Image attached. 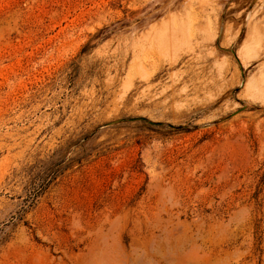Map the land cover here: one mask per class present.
Returning <instances> with one entry per match:
<instances>
[{"label": "rangeland", "instance_id": "obj_1", "mask_svg": "<svg viewBox=\"0 0 264 264\" xmlns=\"http://www.w3.org/2000/svg\"><path fill=\"white\" fill-rule=\"evenodd\" d=\"M199 1L0 0V264H264V0Z\"/></svg>", "mask_w": 264, "mask_h": 264}, {"label": "bare ground", "instance_id": "obj_2", "mask_svg": "<svg viewBox=\"0 0 264 264\" xmlns=\"http://www.w3.org/2000/svg\"><path fill=\"white\" fill-rule=\"evenodd\" d=\"M174 0H163V6L165 7L166 5H168V4H170V3H172ZM201 1V0H200ZM199 1V2H200ZM204 1V0H203ZM216 1V0H215ZM220 1H222V0H220ZM207 1H205L204 3H206ZM202 3V2H201ZM201 3H200V5H201ZM215 3V2H214ZM216 3H217V1H216ZM215 3V4H216ZM220 3V2H219ZM218 3V4H219ZM199 4V3H198ZM207 4V3H206ZM220 4H223V3H220ZM203 5H205V4H203ZM210 5V4H209ZM217 5V4H216ZM207 6V5H206ZM205 6V7H206ZM204 7V8H205ZM210 7V6H209ZM260 7V6H259ZM184 8V7H183ZM212 8V7H211ZM214 8V7H213ZM168 9V8H167ZM203 9V8H202ZM170 10V9H169ZM205 10V9H204ZM208 10V9H207ZM212 10V9H211ZM219 10H221V9H219ZM185 11V10H184ZM206 11V10H205ZM165 13V12H164ZM188 13H189V11H188ZM205 13V12H204ZM253 13H255L254 11H253ZM190 14V13H189ZM192 14V13H191ZM214 14V13H213ZM219 14V13H218ZM218 14H217V18H218ZM258 14V13H257ZM205 15L208 17V15L205 13ZM249 15V14H248ZM206 16L204 17V20H205V18H206ZM215 16V15H214ZM251 16H254L253 14L251 15H249L248 16V18H247V22H246V27L248 26V29H247V31H248V37L249 38H247V39H249V41H251V39H252V41H253V39H254V41H256V42H259L258 43V45H259V49L260 50H256V49H258V48H256V49H254V50H256V54H254L255 55V57L257 56V54L259 55V54H263L264 53V35L263 36H261V35H259L258 36V34H256V32L258 31L257 29L258 28H256V26H258V23L260 22L261 23V25H262V29L264 30V2H262V8H261V16L259 17V18H257V15H255L254 17H251ZM190 17V16H189ZM188 16H187V18H189ZM193 17V16H192ZM196 17V16H195ZM221 17V16H220ZM194 18V17H193ZM198 18V17H197ZM175 20V19H174ZM201 20V19H200ZM218 20H219V18H218ZM171 21V20H170ZM177 21V20H176ZM187 21V20H186ZM207 21V20H206ZM180 23H183V22H181V21H179ZM190 22V21H189ZM195 22V21H194ZM193 22V23H194ZM198 22H201V21H199V19H198ZM208 22V21H207ZM206 22V23H207ZM178 23V22H177ZM195 23H197V21L195 22ZM204 23V22H203ZM211 23V22H210ZM173 24H175V23H173ZM185 24H186V22H185ZM184 24V25H185ZM177 25V24H176ZM181 25V24H180ZM183 25V24H182ZM191 25V24H190ZM198 25V24H197ZM206 25V24H205ZM175 26V25H174ZM189 26V25H188ZM198 26H200V25H198ZM209 26V25H208ZM211 26V25H210ZM149 27H151V26H149ZM180 27H182V26H180ZM180 27L178 28L177 26H175V27H172V29H171V27H170V29L171 30H167L168 32H166V31H162L161 33L160 32H158V35L156 36V37H154V36H151V42H152V39H154L153 41H155L154 43H156V44H158L159 46H162V47H167V46H169V45H177L178 47L179 46H181L180 44H178L179 42H181L180 40L181 39H184L182 36H183V30H181L180 29ZM185 28H186V26H185ZM189 28H191L190 26H189ZM205 28H207L208 29V27H206L205 26ZM204 28V29H205ZM237 28H240V27H237ZM212 29V28H211ZM218 29H220V28H218ZM217 29V30H218ZM186 30H187V28H186ZM210 30V29H209ZM237 30V29H236ZM239 30V29H238ZM237 30V31H238ZM257 30V31H256ZM160 31V30H159ZM242 31V30H241ZM246 31V32H247ZM152 32V31H151ZM193 32V31H192ZM208 32H214V31H212V30H210V31H208ZM208 32H206V34L208 33ZM236 32V31H235ZM204 33V32H203ZM258 33V32H257ZM261 33V32H260ZM259 33V34H260ZM185 34H186V32H185ZM202 34V33H201ZM205 34V35H206ZM209 34H211L210 36H209ZM208 34V37H207V40H210V44H214V42H213V40H214V37H215V34L213 33H209ZM239 34V33H238ZM262 34V33H261ZM155 35V34H154ZM189 35H191V34H189ZM205 35H203V36H205ZM202 36V39L204 38ZM207 36V35H206ZM205 36V37H206ZM218 36V35H217ZM190 37H192V36H190ZM247 37V36H246ZM149 38V37H148ZM150 39V38H149ZM187 38H185V40H186ZM201 39V38H200ZM206 39V38H205ZM234 39H235V36H234ZM204 40V39H203ZM207 40H205V41H207ZM149 41L150 40H148L147 39V42L149 43ZM201 41V40H200ZM247 41V40H246ZM248 41V42H249ZM183 42V41H182ZM191 42V41H190ZM189 42V43H190ZM199 42V41H198ZM213 42V43H212ZM146 43V42H145ZM153 43V42H152ZM153 43V44H154ZM187 43V42H186ZM197 43V42H196ZM200 43V42H199ZM250 43H252V46H253V42H250ZM152 44V45H153ZM202 44V46H206V43L204 42H202L201 43ZM210 44H207V47L205 48V49H198L199 51L200 50H203L204 52H205V57L207 58V56L209 55H213V56H215V57H217L218 55H219V52L216 50V47L215 46H213V45H210ZM151 45V44H150ZM188 45V44H187ZM197 45H200V44H197ZM244 45H245V48H244V51L240 48V49H238L236 52H237V56L239 57V59H240V61H241V63L242 64H245V63H247L246 62V59H245V57H247V56H245V53H249V52H252V51H249V50H251L250 48H247V47H249V45H246L245 43H244ZM149 45H146L145 46V50H146V47H148ZM156 46V45H155ZM186 46V45H185ZM150 47V46H149ZM157 47V46H156ZM198 47V46H197ZM200 47H201V45H200ZM199 47V48H200ZM152 48H154V46L152 47ZM173 48V47H172ZM177 48V47H176ZM176 48H173L174 50L176 49ZM147 49H149V48H147ZM156 49V51L157 50H159V47L158 48H155ZM161 49V48H160ZM185 49V48H184ZM184 49L182 48L181 50H183V52H184ZM262 49V50H261ZM152 50H154V49H152ZM162 50V49H161ZM160 50V51H161ZM170 50H171V46H170ZM178 50H179V48H178ZM147 51V50H146ZM169 51V50H168ZM173 51V50H172ZM176 52H177V50H175ZM186 52L188 51V50H185ZM260 51H262V52H260ZM176 52L174 53V54H171L172 56H173V59H174V57L176 58V56H175V54H176ZM192 52V51H191ZM198 52V51H197ZM245 52V53H244ZM254 52V51H253ZM252 52V53H253ZM146 53V52H145ZM157 53H159V51H157ZM161 54H163V51L162 52H160ZM169 53V52H168ZM193 53H195V52H193ZM161 54H160V56H161ZM177 54H178V52H177ZM224 54V53H223ZM223 54L221 55V56H223ZM247 55H249V54H247ZM254 55H253V57H254ZM149 56V55H148ZM152 58H153V56H151ZM178 57H180L179 55H178ZM257 58V57H256ZM170 59H172L171 57H170ZM205 59V58H204ZM161 60V59H160ZM169 60V59H168ZM177 60V59H176ZM205 60H207V59H205ZM156 61V60H155ZM158 61V60H157ZM217 61V60H216ZM218 62V61H217ZM218 63H221L220 61L218 62ZM218 63H216L217 65L215 66V65H210V67H209V69H208V75H206V69H205V67L206 66H204V65H202V66H198L199 67V70L198 69H196L197 70V72L196 73H194L193 75L198 79V80H196V83L195 84H197V85H195L194 87H198L200 90H201V88L202 89H205V88H207V87H209L210 86V84H214V85H220V82H222L226 77V75L224 74L225 73V71L227 72V70H228V67H227V65H226V67H223L224 66V64L222 65V64H219L218 65ZM160 64V63H159ZM261 64H263V62H261ZM248 65V64H247ZM247 65H244V66H247ZM149 66V65H148ZM264 66V65H263ZM156 67V66H155ZM264 67H262V70H264L263 69ZM142 69H144V68H142ZM261 69V68H260ZM259 69V70H260ZM139 71V70H138ZM141 71H143V70H141ZM193 71V70H192ZM261 71V70H260ZM144 72V73H143ZM142 73L144 74V78L146 79V80H150V78L154 75L153 73H151V71H150V69L149 68H146V69H144V71H143ZM154 72V71H153ZM264 73V71H261V73ZM142 74V75H143ZM235 74V72H233L232 74H231V76H233ZM261 76V75H260ZM188 77V76H187ZM263 77H264V75H263ZM192 78H193V76H192ZM185 79H186V77H185ZM264 79V78H263ZM262 79V80H263ZM194 80V81H195ZM260 80V79H259ZM258 80V81H259ZM183 81H184V79H183ZM174 82V81H173ZM191 82V81H190ZM264 82V81H263ZM256 83H258V82H256ZM192 84H193V80H192ZM259 84L261 85V82H259ZM258 84V85H259ZM258 86V88L260 87L261 88V86ZM186 86V85H185ZM179 87H182L181 85L179 86ZM254 87H255V85H254ZM178 88V87H177ZM186 88H187V86H186ZM258 88H256V90H258ZM183 89V88H182ZM195 89L196 88H194V91H195ZM262 89V88H261ZM177 90V89H176ZM175 90V92H177ZM263 90H264V87H263ZM174 91V90H173ZM178 91H179V89H178ZM182 91H184V89L182 90ZM262 91V90H261ZM171 92V91H170ZM172 93V92H171ZM179 93V92H178ZM181 93V92H180ZM194 93H196V92H194ZM174 94H172V96H173ZM179 95V94H178ZM182 95V94H181ZM180 95V96H181ZM170 98V97H169Z\"/></svg>", "mask_w": 264, "mask_h": 264}]
</instances>
